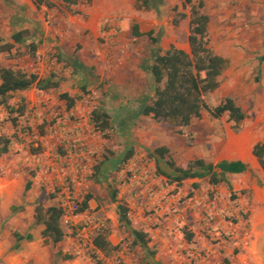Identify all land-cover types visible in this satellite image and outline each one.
<instances>
[{
	"label": "rangeland",
	"instance_id": "374dc122",
	"mask_svg": "<svg viewBox=\"0 0 264 264\" xmlns=\"http://www.w3.org/2000/svg\"><path fill=\"white\" fill-rule=\"evenodd\" d=\"M164 1L155 11L136 0H83L75 10L84 16H74L61 7L33 12L23 0H0V39L12 42L14 32L28 28L40 42L37 59L26 45L16 44L15 51L19 49L22 56L11 59L1 54L0 69H21L40 77L55 72L62 79L58 90L33 88L12 96V105L25 99L28 114L21 124L31 127L32 134L7 123L0 105V136L22 138V143L0 156V264H97L91 259L93 253L105 264H118V260L125 264H222L225 257L231 264H264V172L257 160H249L253 146L264 140V0H193L205 2L211 47L230 62L215 100L220 103L231 97L247 115L240 129L234 130L227 116L215 120L205 114L190 127L193 147L179 134L181 127L135 118L139 101L154 97L157 84L146 68L153 64L157 48L162 55L171 46L190 51L189 18L179 26L174 24L178 13L190 15L189 7L185 0ZM136 23L144 33L140 38L133 35ZM151 32L159 45L148 36ZM59 54L66 59L76 56L90 70L75 73L59 62ZM64 93L83 100L68 110L60 100ZM101 104L116 130L110 139L90 124L93 107ZM131 147L136 148V155L122 170V159ZM161 147L168 148L169 156L183 168L196 158L214 164L245 161L246 173L227 176L238 199H231L226 185L210 189L208 178L197 191L190 181L181 187L161 181L162 170L173 173L165 163L169 158L159 164L155 160V151ZM31 148L42 152L32 155ZM60 148L66 156L59 155ZM110 153L115 157L98 180L95 166ZM28 181L32 187L25 191ZM109 181L116 182L119 200L130 210V227L119 222L117 203L110 200L106 187ZM88 193L97 198L92 211L75 215L77 203ZM37 204L67 209L62 221L66 238L57 246L45 243L43 225L34 226ZM13 207L18 208L16 213ZM104 222L111 227V243L121 246L112 258L91 245ZM139 229L149 233L155 256L134 245L132 231ZM17 230L32 233L34 240L24 241L16 251ZM184 230L193 232L195 240L189 243ZM60 252L75 258L62 260Z\"/></svg>",
	"mask_w": 264,
	"mask_h": 264
},
{
	"label": "trees",
	"instance_id": "16d2710c",
	"mask_svg": "<svg viewBox=\"0 0 264 264\" xmlns=\"http://www.w3.org/2000/svg\"><path fill=\"white\" fill-rule=\"evenodd\" d=\"M38 6L44 4L43 0H34ZM66 3L67 10L78 4L81 0H62ZM146 10L159 11V8L165 4L164 0H136ZM185 5L189 7L190 15L178 13L174 24L179 26L180 23L189 18V37L190 52L172 46L166 54L162 55L160 49L154 54L153 64L147 65V70L152 74L157 87L155 88L154 97L141 99L139 107L135 111V117H149L156 122H168L174 126L181 127L179 134L186 136L188 145L194 146L195 138L190 131L192 123L196 120H202L207 114L215 120H220L227 116L230 122L234 123V130H239L240 126L247 118V115L237 104V102L227 97L220 103H217L214 93L220 86V78L229 70L230 62L224 57L216 54L211 47L209 37L210 16L206 10L204 1L198 3L193 0H185ZM184 5V6H185ZM51 8L53 5L48 4ZM177 11V9H176ZM133 34L136 38L144 36L139 30L138 25H134ZM152 32L148 34L156 45L160 40L152 37ZM30 32L23 30L12 36L16 44L28 43V48L33 58L38 57V44L29 41ZM7 53L11 59H17L21 56L20 50L14 52V45L4 43L0 39V54ZM59 62H65L67 66L72 67L75 73L82 70H89L77 57L63 59L59 57ZM61 80L57 73L51 72L47 77H40L36 73H29L21 69L2 68L0 69V105L6 113V122L12 127L26 134H32L31 127H23L21 122L28 114V106L25 99H21L16 105L10 104V100L14 94L22 93L35 88L39 92H49L58 90ZM86 92V87H82ZM60 100L64 102L68 110L74 109L77 104L82 101V97L71 96L64 93L60 96ZM90 124L96 132H99L105 139H110L115 133V127L111 114L105 108V105L93 107L90 113ZM15 143H22V138L17 135L0 136V156L8 154ZM32 155L42 152L41 149L31 148ZM170 151L166 147L158 148L155 151V160L159 164L160 160L166 161L168 169L173 173L161 171L160 174L165 176L170 183L177 186L189 179H209L210 186L217 187L221 184H227L232 190V184L227 178V174H242L248 170V166L242 161H221L217 164L207 162L202 158L190 160L186 167H178L176 162L169 156ZM60 156H66L67 152L60 148ZM114 156L113 153H111ZM136 149L131 147L121 162V168L124 170L129 162L135 157ZM253 155L258 159L261 168L264 171V142H259L253 147ZM110 160L106 157L104 161L99 162L96 168V178L103 173V167ZM34 176V174L32 175ZM32 181H28L25 191L31 190ZM109 198L113 203H117V215L122 226L130 227L132 220L128 206L119 200V189L115 181H111L106 186ZM195 189L198 185L194 186ZM52 199L56 197L51 195ZM236 195H232V200H237ZM97 198L92 193L84 195L83 200L77 203L75 215H82L92 211V202ZM18 208L13 207V212H17ZM67 214V209L61 205L45 206L37 204L34 208V226H44L41 232L45 243L57 246L66 238L62 221ZM109 222L101 223L95 231L91 245L94 251H99L107 258H112L121 252L120 245H113L110 241L111 227ZM184 236L188 242L194 240V234L191 231L184 230ZM134 245L144 249L151 256L156 253L150 247V235L148 232L139 229L133 230ZM15 244L13 249L19 250L24 241L31 242L34 240L32 233L23 234L20 231L14 232ZM62 260L70 261L75 258L74 255L59 253ZM91 259L97 264H105L98 255L93 253ZM31 264V263H28ZM118 264H125L122 260H118ZM223 264H230L225 259Z\"/></svg>",
	"mask_w": 264,
	"mask_h": 264
},
{
	"label": "crops",
	"instance_id": "0c3cea01",
	"mask_svg": "<svg viewBox=\"0 0 264 264\" xmlns=\"http://www.w3.org/2000/svg\"><path fill=\"white\" fill-rule=\"evenodd\" d=\"M22 1V0H21ZM44 1V4L43 5H41V6H38L36 3H35V1L34 0H23V2L25 3L26 2V4H28L29 5V8L34 12V10H36V11H42V10H46V12H53L55 9H58L59 7H61L62 8V10L63 11H66V12H68L69 14H71V15H74V16H84V14L82 13V12H80V11H76L75 9L78 7V6H80V4L82 3V1L83 0H81L78 4H76V5H73V6H71L70 7V9H71V11H69V10H67V4L66 3H64L62 0H43ZM48 4H51V5H53L51 8L48 6ZM45 16H46V13H45ZM135 25H138L139 26V24H135ZM134 27V26H133ZM133 27H132V30H133ZM23 30H28L29 32H30V37H29V41H34V42H36L37 44H38V46H39V48H38V52H37V54H38V57H39V49H40V42L38 41V40H36L35 38L33 39V34H32V29H20V30H18V31H16V32H14L13 34H12V36L15 34V33H17V32H20V31H23ZM139 30H140V26H139ZM140 32L142 33V31L140 30ZM142 34H144V33H142ZM134 35V34H133ZM12 36H11V41L12 42H6L4 39H2V41L4 42V43H9V44H12V45H14V52H16L17 50H19V49H17L16 51H15V45H16V43L13 41V39H12ZM135 37V36H134ZM189 37V36H188ZM136 38V37H135ZM188 44H189V42H188ZM18 45H26V48L28 49V52H29V54H30V56H31V53H30V51H29V48H28V43L26 42V43H24V44H18ZM172 47V46H171ZM189 47H190V45H189ZM171 49V48H170ZM180 49V48H179ZM182 50H184V49H182ZM169 51V50H168ZM186 51V50H185ZM187 52H190V51H187ZM20 53H21V51H20ZM3 54H7V53H3ZM1 55V54H0ZM8 55V54H7ZM22 56V55H21ZM63 57L61 54H59L58 55V59H59V57ZM32 57V56H31ZM37 57V58H38ZM73 57H76V56H73ZM33 58V57H32ZM37 58H34V59H37ZM71 58V57H70ZM63 59H65L66 60V58L65 57H63ZM67 59H69V58H67ZM65 63V62H64ZM84 64V63H83ZM86 66V65H85ZM87 67V66H86ZM72 68V67H71ZM89 69V68H88ZM90 70V69H89ZM73 71H74V69H73ZM83 71V70H82ZM61 83H62V80H61ZM61 86V85H60ZM26 92V91H25ZM22 93H24V92H22ZM135 118H139V117H135ZM259 142H264V140L263 141H259ZM259 142H257V143H259ZM256 143V144H257ZM191 147V146H190ZM193 147V146H192ZM254 147V146H253ZM136 149V148H135ZM250 156H252V157H249V160H257L258 161V159L253 155V150H252V154H250ZM108 157V156H107ZM115 156H112L111 155V153H110V156H109V158H110V160L108 161V162H111V160L114 158ZM106 158V157H105ZM104 158V159H105ZM255 158V159H254ZM197 159V158H196ZM192 160V159H191ZM190 161V160H189ZM188 161V162H189ZM240 161V160H239ZM108 162H106V164L108 163ZM187 162V163H188ZM243 163H245L247 166H248V164L245 162V161H242ZM166 163V162H165ZM259 163V162H258ZM105 164V165H106ZM104 165V166H105ZM249 168V167H248ZM103 169H104V167H103ZM249 170V169H248ZM247 170V171H248ZM263 170V169H262ZM103 171V170H102ZM163 171V170H162ZM164 171H166L167 172V170H164ZM246 171V172H247ZM245 172V173H246ZM264 172V171H263ZM103 174V173H102ZM101 174V175H102ZM243 174V173H242ZM229 175H237V174H227V176H229ZM161 176H163V175H161ZM100 177V176H99ZM228 178V177H227ZM100 179V178H99ZM161 181H163L164 183H166V184H169V185H173V186H176V187H181L183 184H184V182H183V184L182 185H179V186H177L175 183H170L169 181H168V179L165 177V176H163L161 179H160ZM202 180L203 179H189V180H186V181H190V182H193V189L194 190H199L200 189V184L202 183ZM229 180V179H228ZM110 182V181H109ZM231 183V182H230ZM108 184V183H107ZM232 184V183H231ZM195 185H198V188L197 189H195L194 188V186ZM209 185V188L210 189H219L220 187H222V186H227L228 187V185L227 184H221L220 186H217V187H213V186H210V184H208ZM228 190H229V194H231L230 195V197H231V199H232V195L234 194V195H237L236 193H238L236 190H235V188H233V185H232V190H230V188L228 187ZM108 191V190H107ZM240 193H243V194H245V192H240ZM234 201V200H233ZM193 233V232H192ZM183 234H184V232H183ZM194 234V233H193ZM194 236L196 237V235L194 234ZM185 237V236H184ZM195 237H194V240H195ZM186 239V238H185ZM188 241V240H187ZM150 243H151V241H150ZM190 243V242H189ZM225 259H227V260H229V258L228 257H225L224 259H223V262H222V264L224 263V260ZM230 261V260H229ZM230 264H231V261H230Z\"/></svg>",
	"mask_w": 264,
	"mask_h": 264
}]
</instances>
